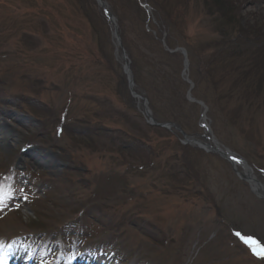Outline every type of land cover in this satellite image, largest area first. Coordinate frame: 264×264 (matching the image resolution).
<instances>
[{
  "label": "rangeland",
  "instance_id": "1",
  "mask_svg": "<svg viewBox=\"0 0 264 264\" xmlns=\"http://www.w3.org/2000/svg\"><path fill=\"white\" fill-rule=\"evenodd\" d=\"M136 1L104 0L113 25L94 0H0V174L14 164L22 185L52 187L36 195L0 184L11 194L0 203V236L19 238L18 228L38 226L50 233L46 242L70 221L89 220L86 210L77 214L81 205L107 199L123 221L115 243L111 233L99 240L120 249L109 254L112 264L121 257L126 264H264L232 231L255 234L264 246V197L242 166L240 175L220 153L183 143L180 124L164 116L169 107L159 98L155 108L154 87L147 79L139 84L131 53L113 36L124 25L130 47L136 45L135 64L143 67L151 54L168 62L175 88L185 93L170 99L188 101L187 136L212 142L203 138L207 105L217 142L244 157L264 185V0H144L150 12ZM165 20L172 47L187 49L188 74L182 57H164L149 33L142 35L157 28L161 38ZM225 34L229 43L221 41ZM128 75L141 98H134ZM151 79L160 85L161 72ZM143 99L170 131L148 123Z\"/></svg>",
  "mask_w": 264,
  "mask_h": 264
},
{
  "label": "trees",
  "instance_id": "2",
  "mask_svg": "<svg viewBox=\"0 0 264 264\" xmlns=\"http://www.w3.org/2000/svg\"><path fill=\"white\" fill-rule=\"evenodd\" d=\"M136 2H137V5L140 7L141 4L138 2V0ZM94 5H95V3H94ZM141 8L144 9L142 6H141ZM226 11H227V9L224 8V4L220 5L219 12H221L223 17L225 16L224 18H227L226 17ZM123 27H124V25H123ZM123 27L121 29V36H122L121 38L123 39V43H124L125 47L131 53V59H132V63H133V71H134V73H136V69H137V78L136 77L135 78L137 79V81H139V84L142 83V81H141L142 79H145V80L147 79L148 82H146L145 84L146 85L150 84V85H152L154 87L153 92H154L155 98L153 99V103H154L155 108H156V106H158L159 98L163 99L164 100V104L166 103V105L169 107V109H170V111L172 113V114H167L166 113V114H164V116L167 117V118H171L172 121H175V122L179 123L180 125H182V124L184 125V123H183V119H184L183 115L186 112L185 108L186 107L188 108V101L186 100L185 102L179 103L177 101H172L170 99L171 97H178V95H177V91L178 90L175 88L176 78H174L175 77L174 75L176 74V70L174 71V74L170 71L171 67H168L169 70H167L166 65H167L168 62L164 63L162 61V59L159 58L158 55L154 56L155 54H151V55H153L152 58L151 59L149 58V60L145 61L143 63V67H142V64H135V58H133L134 57L133 56V53H134L133 48L136 45L132 44V47H130V43L128 41L129 38L126 35L127 32H126V30H124ZM161 27H162V29H164L165 31H168L172 35V33L169 31L170 28H172V27L168 25L166 20H165L164 25L161 26ZM142 32L141 33L143 35V34H146L145 32H147V31L145 30V31H142ZM95 33L99 37L100 43H101L102 39H101V35H100L99 29L95 28ZM147 35H149V37H151L152 39L155 40L154 47L156 49L160 50L161 54L164 57L168 56L171 59L174 58V57L176 59L178 57L179 58L181 57L180 53H177V52L176 53H170V52H168L162 46V44L160 42V38H159L158 35H157V37L154 36L153 33H150V34H147ZM160 36L162 37V34ZM172 36H174V35H172ZM172 38H175V37H171V36L167 37V44H168L169 47L174 48L175 46L172 47L173 44H174V41L172 40ZM230 38H231V36H228V34H225L222 37L221 41H223L225 43H229L228 39H230ZM155 43H157V44H155ZM153 59H156V61L154 62ZM150 61H153V63L149 64ZM140 65H141L142 68L140 67ZM210 66H213V63L210 64ZM169 71H170V73H172V76L169 74ZM158 72H161V74H162V82L160 83V85L154 86V82L152 81L151 77L153 75H155L156 73H158ZM140 73L142 74L141 76H140ZM178 93L181 96H183V97L185 95V93L181 92V91H178Z\"/></svg>",
  "mask_w": 264,
  "mask_h": 264
},
{
  "label": "snow or ice",
  "instance_id": "3",
  "mask_svg": "<svg viewBox=\"0 0 264 264\" xmlns=\"http://www.w3.org/2000/svg\"><path fill=\"white\" fill-rule=\"evenodd\" d=\"M10 193H6L2 188H0V203H2ZM237 235H241L240 233H237ZM245 243L249 244L250 247H252V251L255 255L258 257L264 258V246L259 245L257 242L253 241L249 237L244 238ZM255 245V246H253ZM2 245H0V249H2Z\"/></svg>",
  "mask_w": 264,
  "mask_h": 264
},
{
  "label": "bare ground",
  "instance_id": "4",
  "mask_svg": "<svg viewBox=\"0 0 264 264\" xmlns=\"http://www.w3.org/2000/svg\"><path fill=\"white\" fill-rule=\"evenodd\" d=\"M1 129V128H0ZM37 157V156H36ZM36 160H38V159H36ZM39 162V161H38ZM40 163V162H39ZM248 170V172H247V174H248V176L249 177H247L248 178V180L250 181V183L252 184V186L255 188V190L258 192V193H260V194H264V187H263V185H261V184H259L258 183V179H257V177L254 175V173L253 172H251V170H249V169H247Z\"/></svg>",
  "mask_w": 264,
  "mask_h": 264
},
{
  "label": "water",
  "instance_id": "5",
  "mask_svg": "<svg viewBox=\"0 0 264 264\" xmlns=\"http://www.w3.org/2000/svg\"><path fill=\"white\" fill-rule=\"evenodd\" d=\"M130 85H131V86L133 85L132 81H130ZM219 150H220V149H218V151H219ZM222 153H223V152H222ZM224 155H225L226 158L231 159L229 155H226V154H224Z\"/></svg>",
  "mask_w": 264,
  "mask_h": 264
}]
</instances>
